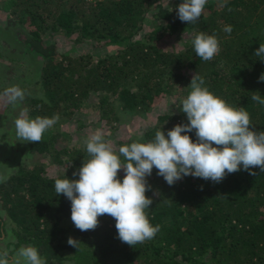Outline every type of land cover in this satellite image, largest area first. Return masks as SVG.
I'll return each mask as SVG.
<instances>
[{
  "label": "trees",
  "instance_id": "1",
  "mask_svg": "<svg viewBox=\"0 0 264 264\" xmlns=\"http://www.w3.org/2000/svg\"><path fill=\"white\" fill-rule=\"evenodd\" d=\"M0 8L42 61L43 95L30 100L29 116L45 119L28 144L35 159L0 181L11 253L26 244L40 264H264V0H0ZM59 38L121 45L96 57L60 51ZM92 94L106 129L162 98L173 105L108 150L98 138L64 144L51 122Z\"/></svg>",
  "mask_w": 264,
  "mask_h": 264
},
{
  "label": "rangeland",
  "instance_id": "2",
  "mask_svg": "<svg viewBox=\"0 0 264 264\" xmlns=\"http://www.w3.org/2000/svg\"><path fill=\"white\" fill-rule=\"evenodd\" d=\"M171 1L163 0V3ZM144 25L143 31L152 27L150 14H148ZM20 31H22L20 24L0 8V181L14 172L22 163L35 159L33 156L35 154L29 155L28 144L32 138L34 124L44 125L45 121V119L38 120L29 116L30 100L43 95L41 83L37 82V79H40L42 61L39 57H34L24 51L25 48L19 38ZM142 34L143 32H140L136 36L139 37ZM172 43L174 45L179 41L175 39ZM72 45V41L59 38L60 51L69 49L71 54L87 51L96 57L114 51L121 44L108 43L98 47H91L83 43ZM215 51L216 46L211 45L206 49V54L211 55ZM96 99V95L92 94L88 99V104L74 115L68 119H57V121L51 122L54 128L59 127L65 132L60 136L61 142L67 145H76L75 143L84 145L88 143L89 138H98L105 142L108 150L116 144V139L139 134L142 128L154 123L157 112L169 109L173 105V97L162 98L151 111L132 115L118 127L106 129L98 121L99 112L95 108V103H92ZM0 214L4 219L7 217L4 210L0 209ZM62 224L66 225V222L63 221ZM10 228V225H6V234L0 233V249L2 250L0 264H40L41 259L34 258V250L26 244L20 250L10 252V247L6 243L15 239V234ZM66 235L68 239H73L71 232H67ZM8 254L11 255L10 259H6ZM49 264L76 263L67 258L63 262L52 261Z\"/></svg>",
  "mask_w": 264,
  "mask_h": 264
}]
</instances>
